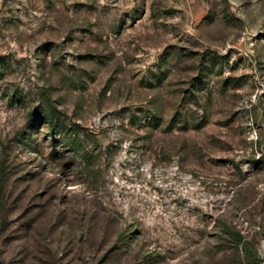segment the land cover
<instances>
[{
    "label": "rangeland",
    "instance_id": "rangeland-1",
    "mask_svg": "<svg viewBox=\"0 0 264 264\" xmlns=\"http://www.w3.org/2000/svg\"><path fill=\"white\" fill-rule=\"evenodd\" d=\"M0 264H264V0H0Z\"/></svg>",
    "mask_w": 264,
    "mask_h": 264
},
{
    "label": "trees",
    "instance_id": "trees-1",
    "mask_svg": "<svg viewBox=\"0 0 264 264\" xmlns=\"http://www.w3.org/2000/svg\"><path fill=\"white\" fill-rule=\"evenodd\" d=\"M154 120H155L156 123H158V119L157 118H155ZM56 129L57 128L55 126H53V128L50 130V132L54 134Z\"/></svg>",
    "mask_w": 264,
    "mask_h": 264
}]
</instances>
